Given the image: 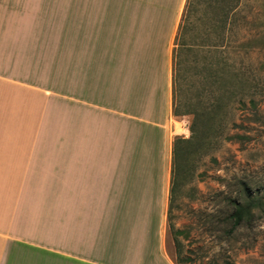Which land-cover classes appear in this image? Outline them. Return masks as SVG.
I'll return each mask as SVG.
<instances>
[{
	"label": "crops",
	"instance_id": "1",
	"mask_svg": "<svg viewBox=\"0 0 264 264\" xmlns=\"http://www.w3.org/2000/svg\"><path fill=\"white\" fill-rule=\"evenodd\" d=\"M183 3L0 0V264H174Z\"/></svg>",
	"mask_w": 264,
	"mask_h": 264
},
{
	"label": "rangeland",
	"instance_id": "2",
	"mask_svg": "<svg viewBox=\"0 0 264 264\" xmlns=\"http://www.w3.org/2000/svg\"><path fill=\"white\" fill-rule=\"evenodd\" d=\"M209 1L190 9L182 38L190 47H173L180 141L166 250L174 264H264V0ZM221 6L230 7L226 25ZM58 40L56 32V48ZM233 202L251 213L236 230Z\"/></svg>",
	"mask_w": 264,
	"mask_h": 264
},
{
	"label": "trees",
	"instance_id": "3",
	"mask_svg": "<svg viewBox=\"0 0 264 264\" xmlns=\"http://www.w3.org/2000/svg\"><path fill=\"white\" fill-rule=\"evenodd\" d=\"M195 1L196 0H187V2H186V6H185V9H184L182 17H181L179 30H178L177 37H176V40H175V43H177V44H175V46H177L178 42H179L181 47H185V48L190 47L188 44H186V42H184L182 40V38L184 39V36L188 33V30H189L188 27H190L189 23H188V20H189V17L191 16L190 9L193 7V5H195L194 4ZM211 2H214V0H211ZM216 4L219 5L220 3H216ZM229 8L230 7H228V6H225V7L221 6V7L218 8V11H219V9L221 10L220 11V15H222L225 18V25L230 20V9ZM175 53H177V52L174 50V54ZM175 86H176V77L173 76V89H174ZM241 106H244V104H241ZM191 132H192V135L194 137H196V134H197L196 131L194 129H192ZM179 141H180L179 139L175 141L174 148H173V158H174L173 159L174 161H173V164H172V166H173L172 167L173 176L175 175L176 168H177V163H176L177 149H178L177 145H178ZM172 185L174 187L173 182H172ZM233 204H234V212L231 215V220L233 222V230H236L239 227H241L244 222L249 220L251 213H250V206H247V205L244 206L240 202H233ZM178 264H182V263L178 262Z\"/></svg>",
	"mask_w": 264,
	"mask_h": 264
}]
</instances>
